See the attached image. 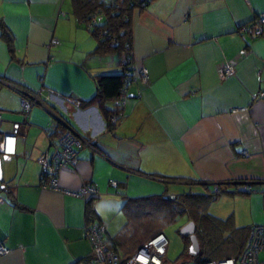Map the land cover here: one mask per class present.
<instances>
[{
  "label": "crops",
  "instance_id": "1",
  "mask_svg": "<svg viewBox=\"0 0 264 264\" xmlns=\"http://www.w3.org/2000/svg\"><path fill=\"white\" fill-rule=\"evenodd\" d=\"M261 11L264 0H149L133 8V78L121 116L106 128L98 104L83 102L96 92L95 76L118 74L120 64L114 54L92 52L94 38L71 0H0L7 34L0 32V136L19 123L13 153L0 152V243L7 248L0 264H92L86 201L106 239L104 206L121 205L122 195L204 193L219 184L226 190L208 213L234 226L264 224V34L236 31ZM50 37L57 41L48 46ZM224 63L233 72L220 77ZM17 87L37 90L90 141L72 167L59 169L58 186L92 183L97 194L82 199L40 186L36 157L49 150L47 129L56 119L33 105L24 120Z\"/></svg>",
  "mask_w": 264,
  "mask_h": 264
},
{
  "label": "trees",
  "instance_id": "2",
  "mask_svg": "<svg viewBox=\"0 0 264 264\" xmlns=\"http://www.w3.org/2000/svg\"><path fill=\"white\" fill-rule=\"evenodd\" d=\"M148 2L149 0H71L72 12L94 38L95 45L92 52L101 55L114 54L120 64L118 74L95 76L96 92L90 99L83 102L98 104L104 116L106 128L113 126L109 119L112 102L120 94L123 83L134 72L130 51V11L133 8L144 7ZM95 14H99L100 19L88 26L89 19ZM0 32L7 37L2 25H0ZM104 83L109 85V92L105 90ZM108 98H111V105L105 106L104 100ZM51 127L49 132L51 136L62 132L64 128L59 121H55ZM224 190H226L224 187L214 184L208 192L185 191L174 194L172 198L165 197L164 193L137 197L122 195L121 209L124 223L112 236L106 238L105 242L117 253L120 251L119 256L125 258L142 241L160 232V225L163 222L171 220L176 215L185 214L186 221L192 220L194 223L198 260L235 256L243 245L249 226H234L230 217L220 218L204 210L207 201ZM85 212L86 222L93 221L96 214L88 201H86ZM126 233L128 239L123 238ZM129 236L134 237L131 239ZM181 236L187 246L188 237Z\"/></svg>",
  "mask_w": 264,
  "mask_h": 264
},
{
  "label": "built area",
  "instance_id": "3",
  "mask_svg": "<svg viewBox=\"0 0 264 264\" xmlns=\"http://www.w3.org/2000/svg\"><path fill=\"white\" fill-rule=\"evenodd\" d=\"M100 19L99 14L91 16L87 25H92ZM236 31L242 37L244 35L257 36L264 34V11L256 12L252 17L244 23L237 26ZM54 37L48 39L47 45L56 43ZM133 67V66H132ZM218 74L220 77H225L233 72L230 63H224L218 66ZM138 76L141 81L146 80V69L141 67L138 70ZM133 78V74L129 75L128 79L123 83L120 94L113 100L112 109L109 114L111 123H115L122 114V107L126 100V86ZM20 109L23 111L24 120L25 114L33 105H41L52 116L63 125L62 132L51 136L52 127L47 129L49 150H44L38 154L36 161L40 165V186L42 188L61 191L64 194L84 198L86 194H97V189L92 183L81 182L76 189H66L58 186L56 176L59 169L63 167H72L76 160V151L82 144H90V141L79 134L69 123H67L60 116L56 115L54 111L44 104L39 97L37 90H28L24 87H18ZM264 90L258 91V96H263ZM76 105L79 104L78 99H71ZM18 121H12L11 128L8 131L2 132L0 136V152L2 154H11L14 151V138L18 128ZM110 186H115V180L109 181ZM246 190L249 189L247 185H243ZM215 191L216 189L213 188ZM250 190V189H249ZM0 196V200H1ZM103 224L96 221L84 222L83 234L87 238L91 254L89 263L101 264H164V255L167 246V239L164 234L156 232L140 244H138L125 258L109 248L103 238ZM264 251V224L253 223L250 224L245 236L243 245L240 251L235 256H228L216 259H200L197 261H188L183 259L175 264H264V258L257 257L258 251ZM7 252V248L0 243V255Z\"/></svg>",
  "mask_w": 264,
  "mask_h": 264
},
{
  "label": "rangeland",
  "instance_id": "4",
  "mask_svg": "<svg viewBox=\"0 0 264 264\" xmlns=\"http://www.w3.org/2000/svg\"><path fill=\"white\" fill-rule=\"evenodd\" d=\"M16 89H18V87ZM211 203H212L211 200H208L206 205H204L205 212L210 211ZM106 205L104 206L105 209L104 215L107 216V212H109L108 213L109 219L107 220V223L109 228H111V231L107 233L106 238H109L122 226V224L124 223V216L122 213L121 205L119 204L117 205L106 204ZM186 217L187 216L185 214L176 215L172 217L171 220L165 221L160 225V230L167 239L166 251L163 257L164 264H175L183 259L185 260L187 259L188 261H192V262L197 261L199 259L198 255L196 254L193 256H190L188 254L187 246L185 245V242L181 234L178 232L179 226L186 221ZM134 236H132V238ZM123 238L128 239V234L126 233L125 235H123ZM129 238L131 237L129 236Z\"/></svg>",
  "mask_w": 264,
  "mask_h": 264
},
{
  "label": "water",
  "instance_id": "5",
  "mask_svg": "<svg viewBox=\"0 0 264 264\" xmlns=\"http://www.w3.org/2000/svg\"><path fill=\"white\" fill-rule=\"evenodd\" d=\"M165 197L172 198L174 195H164ZM178 232L181 235H186L188 237L187 252L190 256L196 254L198 245L194 235V223L192 220L185 221L182 225L179 226Z\"/></svg>",
  "mask_w": 264,
  "mask_h": 264
}]
</instances>
